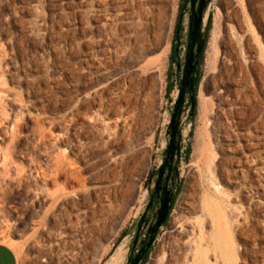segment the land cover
<instances>
[{"label":"rangeland","instance_id":"obj_1","mask_svg":"<svg viewBox=\"0 0 264 264\" xmlns=\"http://www.w3.org/2000/svg\"><path fill=\"white\" fill-rule=\"evenodd\" d=\"M181 1L0 0V146L13 151L10 174L0 171V241L15 250L18 264H112L118 255L117 264H126L130 237L119 236L142 212L145 180L168 143L177 63L182 67L187 44L189 2L166 95ZM209 14L195 116L190 119L187 98L179 120V191L143 264L169 258L188 182L226 193L242 214L230 264H264V82L251 69L245 81L219 82L234 68L226 46L232 35L255 41L264 61V0H209L205 22ZM94 84L102 86L103 102L122 104L119 126L100 156L85 144L91 131L85 124L94 125L97 113ZM221 130L235 140L233 154L219 150ZM202 144L218 167L215 176L203 169ZM245 145L254 165L228 182L219 168L232 169L225 160ZM60 160L71 163L77 179L54 173ZM100 205L98 218L93 212Z\"/></svg>","mask_w":264,"mask_h":264},{"label":"bare ground","instance_id":"obj_2","mask_svg":"<svg viewBox=\"0 0 264 264\" xmlns=\"http://www.w3.org/2000/svg\"><path fill=\"white\" fill-rule=\"evenodd\" d=\"M205 18L204 16L203 22ZM236 23L238 26L240 25L238 20H236ZM231 37L226 46L228 47L229 57L233 58L235 70L234 68L224 69L226 75L224 77L221 76L219 82L225 85L245 81L249 75V69L255 74L258 82H264L263 55L257 48L255 41L246 35H232ZM101 90L102 86L94 84L91 94L94 96L93 103L97 113L90 118L94 121V125L85 124V127H90L91 129L88 135L89 140L85 144L87 148L94 150L99 156L109 141L110 133L119 126L122 113V104L120 102L111 99L103 102ZM219 92L221 93L222 90ZM9 124L7 125L8 130L13 134L14 122ZM215 139L219 150L223 153L230 152L233 154L237 149V147L235 148V140L232 135L224 130L218 131ZM249 146L238 147L240 155L225 160L227 164H231L232 169H228L224 165L220 166L219 170L228 182L230 175L237 180L239 176L244 177L251 170V165H254L255 159L249 151ZM12 152L10 146H0V171L7 175L10 174L9 166L12 164ZM200 153L204 155L203 169L205 168L215 176L218 173V167L208 162L209 157L205 154L209 153V149L206 144H202ZM70 165L71 163L68 161L60 160L54 173L63 176L64 180L73 181V179H77V171L70 168ZM112 175L113 171H111V177ZM236 180L234 182H237ZM179 204L182 213L174 226L177 238L171 244V254L169 258L162 260L161 263L157 259L155 264H230L235 251L234 237L235 234L240 232L243 219L236 204L230 200L226 193L218 191L217 194H214L203 183H200L198 187L192 182H188ZM93 213L95 217H100L104 213V207L100 205ZM119 258V255L116 258L113 257L112 264H117ZM42 261L45 264H60L57 259H53L51 262H47L44 259ZM67 262L69 261L67 260Z\"/></svg>","mask_w":264,"mask_h":264},{"label":"water","instance_id":"obj_3","mask_svg":"<svg viewBox=\"0 0 264 264\" xmlns=\"http://www.w3.org/2000/svg\"><path fill=\"white\" fill-rule=\"evenodd\" d=\"M208 2L209 0H202L198 4H196V0H189L186 52L182 67L180 66L179 62L177 63V98L174 101L171 111L167 128L168 143L163 153V159L166 163L168 161H172L173 157L175 155H178L181 139L179 120L181 118L183 106L186 103V99L188 98V100L191 102L193 100L192 94L196 83V74L199 66V56L204 45V35L206 30V22H203V12ZM162 169L163 166L160 165L158 175L159 179ZM176 169L177 167H175V170ZM155 191H157V186L155 188ZM171 201V196H167V193L163 192L160 208L155 217V223L150 227L148 231V239L146 243L143 245V247H141V249L135 256H129L127 258L126 264H138L141 261L143 255L152 246L159 227H161V225L167 218L169 208L171 206ZM139 225H141V222L139 223Z\"/></svg>","mask_w":264,"mask_h":264},{"label":"flooded vegetation","instance_id":"obj_4","mask_svg":"<svg viewBox=\"0 0 264 264\" xmlns=\"http://www.w3.org/2000/svg\"><path fill=\"white\" fill-rule=\"evenodd\" d=\"M202 0H196V4H198ZM177 162V155H175L172 161H168L167 163L162 158V162H160L154 170H152V174L146 178V188H147V199L144 205L142 212L140 213L139 217L136 221L126 230V233L130 237L128 251H127V258L129 256H135L137 252L143 247L148 239V231L150 227L155 223V217L159 211L160 204H161V197L162 193L166 192L167 196H171L172 200L177 191V178H176V170L175 167ZM160 165L163 166L161 171L160 179H159V168ZM158 182V184H157ZM166 182V186H165ZM157 186V191L155 188ZM172 202V201H171ZM169 215V212H168ZM165 222L161 225V227L166 223ZM141 222V225L139 223ZM159 227L155 239L161 229ZM155 241V240H154ZM154 243V242H153ZM153 245V244H152ZM152 246L148 249L150 252ZM148 251L143 255L141 261L138 264H142V261Z\"/></svg>","mask_w":264,"mask_h":264},{"label":"trees","instance_id":"obj_5","mask_svg":"<svg viewBox=\"0 0 264 264\" xmlns=\"http://www.w3.org/2000/svg\"><path fill=\"white\" fill-rule=\"evenodd\" d=\"M187 2H189V0H182L179 4V14L177 16V19H176V23H175V29H174V35H173V40H172V43H171V47H170V53H169V68H168V71H167V79H168V84L166 86V95H168L172 89V86L173 84L172 83H169V80L171 79V74H170V67L173 63H176V58L178 56V47L180 45L179 43V40L181 38L180 34L182 33L183 29H182V13L183 11L186 10V4ZM210 24H211V15L209 14L208 18H207V21H206V30H205V35H204V45L202 47V50H201V54L199 56V64L202 60V57H203V51H204V47H205V42H206V35H207V31L208 29L210 28ZM198 82H199V76H198V69H197V74H196V83H195V86H194V91H193V100L192 102L188 100V104H189V108L191 110L190 112V119H193V117L195 116V111H196V90H197V86H198ZM189 154V149H187V151L185 152V159H186V156H188ZM152 174V171H149L148 175H147V178ZM147 181V180H146ZM179 189H177L176 191V194L175 196L173 197V200L171 202V206L169 208V213L172 209V206L175 202V199H176V195L178 193ZM126 234L125 231H123L121 233V235L119 236V240ZM148 254H149V251L148 253L145 255L143 261H142V264L145 262V260L147 259L148 257Z\"/></svg>","mask_w":264,"mask_h":264},{"label":"crops","instance_id":"obj_6","mask_svg":"<svg viewBox=\"0 0 264 264\" xmlns=\"http://www.w3.org/2000/svg\"><path fill=\"white\" fill-rule=\"evenodd\" d=\"M0 264H18V258L15 250L9 244L1 241H0Z\"/></svg>","mask_w":264,"mask_h":264}]
</instances>
